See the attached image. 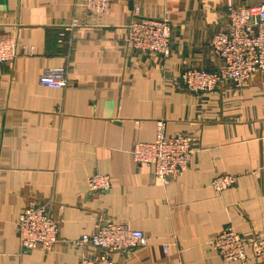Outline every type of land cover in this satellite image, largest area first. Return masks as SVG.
<instances>
[{
	"label": "crops",
	"instance_id": "obj_1",
	"mask_svg": "<svg viewBox=\"0 0 264 264\" xmlns=\"http://www.w3.org/2000/svg\"><path fill=\"white\" fill-rule=\"evenodd\" d=\"M262 1L114 0L94 15L73 0H0V37L18 40L16 59L0 66V264H79L75 241L108 221L149 238L114 253L116 264H227L210 244L219 232L264 234V74L210 93L178 79L217 70L210 41L228 27L227 8ZM136 16L171 22L168 58L126 48ZM50 68L66 70L70 86H42ZM159 121L197 144L188 169L166 182L131 155L135 142L155 140ZM95 173L111 177V190L90 191ZM218 175L239 177L219 193ZM29 200L50 204L59 222L51 250L22 252Z\"/></svg>",
	"mask_w": 264,
	"mask_h": 264
},
{
	"label": "built area",
	"instance_id": "obj_2",
	"mask_svg": "<svg viewBox=\"0 0 264 264\" xmlns=\"http://www.w3.org/2000/svg\"><path fill=\"white\" fill-rule=\"evenodd\" d=\"M94 15L108 14L114 0H73ZM228 27L215 32L210 46L221 61L214 71L190 68L178 79L192 93H210L224 84L243 88L257 75L264 74V0L254 6H229ZM173 27L165 18L133 17L127 26L125 46L133 52L156 54L168 58L171 54ZM18 55V40L14 35L0 37V66L13 62ZM39 83L44 87L64 89L70 86L64 69H46ZM197 152L196 142L187 134L167 136L166 123L159 121L156 138L151 142H135L131 155L140 165L153 166L158 180L166 182L188 169ZM0 166V172H1ZM239 176L218 175L212 181L221 193L232 186ZM92 193L108 192L112 179L95 173L88 178ZM17 236L22 252L33 249L51 250L59 240V222L50 213V204L29 200L19 216ZM149 238L141 230L127 224L108 221L96 232L81 236L75 245L83 250L79 264H116L112 255L132 252L148 245ZM227 264H264V234L241 233L228 226L210 242ZM168 252V244L163 245Z\"/></svg>",
	"mask_w": 264,
	"mask_h": 264
}]
</instances>
